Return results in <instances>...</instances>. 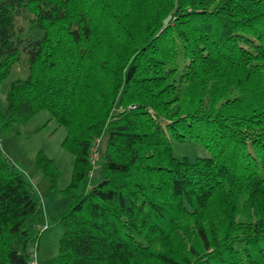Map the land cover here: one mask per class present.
<instances>
[{"label": "trees", "instance_id": "1", "mask_svg": "<svg viewBox=\"0 0 264 264\" xmlns=\"http://www.w3.org/2000/svg\"><path fill=\"white\" fill-rule=\"evenodd\" d=\"M22 55L0 134L46 110L74 157L41 264H264V0H0V81ZM45 225L0 149V264H30Z\"/></svg>", "mask_w": 264, "mask_h": 264}, {"label": "rangeland", "instance_id": "2", "mask_svg": "<svg viewBox=\"0 0 264 264\" xmlns=\"http://www.w3.org/2000/svg\"><path fill=\"white\" fill-rule=\"evenodd\" d=\"M24 60L25 56L22 55L20 62L13 65L8 76L0 81L2 112H6V93L11 83L27 77ZM64 136L65 129L50 119V114L46 110L40 111L24 123L11 124L8 130L0 134V149L12 160L17 170L31 181L47 217L48 225L42 230L36 250V258L40 263L56 256L63 227L54 218L71 206V195L66 192V188L71 180L74 157L62 145ZM103 145L104 143L99 144L98 151ZM172 146L178 158L194 160L197 156L206 155V151L193 141H172ZM39 151L52 160L56 168L54 175L51 173L44 175L41 172L36 163ZM98 180L99 166H95L89 183L95 184Z\"/></svg>", "mask_w": 264, "mask_h": 264}, {"label": "built area", "instance_id": "3", "mask_svg": "<svg viewBox=\"0 0 264 264\" xmlns=\"http://www.w3.org/2000/svg\"><path fill=\"white\" fill-rule=\"evenodd\" d=\"M134 106L133 105H130L128 108H133ZM99 143H100V139L97 138L94 140L93 142V146L91 148V152H90V155H89V162L90 164L94 167L99 159V152H98V146H99ZM89 176H92V171L89 173ZM47 226L45 225L44 226V229L46 228ZM35 250L32 251V256H31V259H30V264H41L38 262V260L36 259L35 257Z\"/></svg>", "mask_w": 264, "mask_h": 264}, {"label": "water", "instance_id": "4", "mask_svg": "<svg viewBox=\"0 0 264 264\" xmlns=\"http://www.w3.org/2000/svg\"><path fill=\"white\" fill-rule=\"evenodd\" d=\"M171 20V15H168L164 20L163 23L166 25L169 23V21Z\"/></svg>", "mask_w": 264, "mask_h": 264}]
</instances>
